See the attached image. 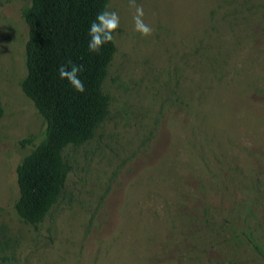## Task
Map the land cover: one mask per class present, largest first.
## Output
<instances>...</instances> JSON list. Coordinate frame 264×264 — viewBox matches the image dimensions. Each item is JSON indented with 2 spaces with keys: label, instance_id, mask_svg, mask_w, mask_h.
Segmentation results:
<instances>
[{
  "label": "rangeland",
  "instance_id": "rangeland-1",
  "mask_svg": "<svg viewBox=\"0 0 264 264\" xmlns=\"http://www.w3.org/2000/svg\"><path fill=\"white\" fill-rule=\"evenodd\" d=\"M30 4L0 0V264H264V0H109V113L37 227L15 209L45 131L21 88Z\"/></svg>",
  "mask_w": 264,
  "mask_h": 264
},
{
  "label": "trees",
  "instance_id": "trees-1",
  "mask_svg": "<svg viewBox=\"0 0 264 264\" xmlns=\"http://www.w3.org/2000/svg\"><path fill=\"white\" fill-rule=\"evenodd\" d=\"M109 0H31L22 16L29 27L26 43L27 76L23 93L45 121L43 139L17 167L20 218L37 227L65 190L71 170L65 149L90 141L109 113L110 97L103 83L116 53L115 40L100 53L87 50L91 19ZM72 60L84 66L83 93L76 92L57 73L61 63ZM0 102V117L3 115ZM33 137L20 144H32Z\"/></svg>",
  "mask_w": 264,
  "mask_h": 264
},
{
  "label": "clouds",
  "instance_id": "clouds-1",
  "mask_svg": "<svg viewBox=\"0 0 264 264\" xmlns=\"http://www.w3.org/2000/svg\"><path fill=\"white\" fill-rule=\"evenodd\" d=\"M132 2L135 3V0H132ZM143 16V8L140 5H136L135 15L133 16L134 30L140 35L147 37L151 34L152 28L145 23ZM119 23L120 18L115 10H109L108 8L99 10L88 25L87 50L90 53H100L106 44L115 40ZM83 71L84 66L72 60L61 63L57 67L59 78L79 93L85 91V85L81 79Z\"/></svg>",
  "mask_w": 264,
  "mask_h": 264
}]
</instances>
